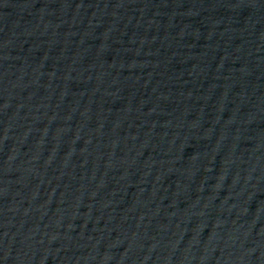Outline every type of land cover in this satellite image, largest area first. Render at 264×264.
Here are the masks:
<instances>
[{"label":"water","instance_id":"1","mask_svg":"<svg viewBox=\"0 0 264 264\" xmlns=\"http://www.w3.org/2000/svg\"><path fill=\"white\" fill-rule=\"evenodd\" d=\"M0 264H264V0H0Z\"/></svg>","mask_w":264,"mask_h":264}]
</instances>
